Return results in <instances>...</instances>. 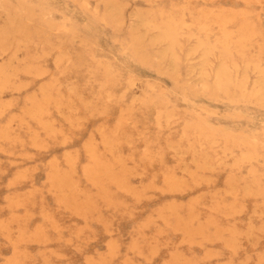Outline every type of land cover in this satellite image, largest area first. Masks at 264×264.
<instances>
[{"label":"rangeland","instance_id":"rangeland-1","mask_svg":"<svg viewBox=\"0 0 264 264\" xmlns=\"http://www.w3.org/2000/svg\"><path fill=\"white\" fill-rule=\"evenodd\" d=\"M0 264H264V0H0Z\"/></svg>","mask_w":264,"mask_h":264}]
</instances>
